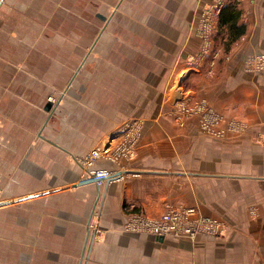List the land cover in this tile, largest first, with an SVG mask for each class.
I'll use <instances>...</instances> for the list:
<instances>
[{"label":"crops","instance_id":"1","mask_svg":"<svg viewBox=\"0 0 264 264\" xmlns=\"http://www.w3.org/2000/svg\"><path fill=\"white\" fill-rule=\"evenodd\" d=\"M211 2L119 0L115 11L127 30L119 32L151 60L99 65L95 75L85 77L80 101L53 107L45 121L38 113H46L45 105L33 107L24 75L17 74L11 88L1 75V164L20 168L12 176L17 186L0 183V264H264V68H246L249 59L264 57V0H228L225 6L234 4L244 34L225 45L223 60L195 58L193 76L181 85L180 95L204 100L242 131L225 140L203 136L197 118L175 120L180 112L166 99L173 76L189 69L188 60L200 53L199 16ZM63 12L68 24L50 25L52 17L35 31L70 34L71 42L72 13ZM99 16H106L95 15L104 23ZM216 22L214 33L225 31L227 41L228 28L220 29L219 15ZM13 32L12 42L29 40L22 41L19 29ZM50 39L41 36L39 42L49 48ZM132 114L147 119L135 156L122 169L105 161L91 169L121 176L80 186L89 174L78 159ZM33 120L34 127H27ZM8 122L15 123L11 132ZM20 145L26 147L20 151ZM183 208L220 220L226 232L159 240L125 230L129 212L154 219Z\"/></svg>","mask_w":264,"mask_h":264},{"label":"rangeland","instance_id":"2","mask_svg":"<svg viewBox=\"0 0 264 264\" xmlns=\"http://www.w3.org/2000/svg\"><path fill=\"white\" fill-rule=\"evenodd\" d=\"M118 1L119 0H1L0 78L2 75L5 82H8L11 88L12 82L13 84L17 83V74H23L24 89L31 92L29 98H31L30 101L33 107H36L38 110L39 108H43L47 102H51L54 108H58L67 101L72 103L79 102L80 96L82 95L81 90L84 88L83 81L85 77H87L88 74L95 75L98 72L99 65L108 64V60H127L129 58H131L129 60H151L149 57H145L143 51H137L136 42H131L128 36H126V33L122 34L123 32H119V29L124 32H127V30H124L126 25L124 19L118 17L119 12L115 11ZM210 4H207L204 8ZM46 7L50 9L47 10L45 9ZM64 9L72 13L71 42L70 34H66L65 36L64 33L35 31L39 29L38 26L44 27V25H49V19L52 17L53 19L50 21V25L55 26V23L59 27L60 25H64L66 21V24H68V19L66 20L61 16V14L64 13ZM56 10L60 12H56ZM113 12L115 16H112ZM96 14L106 16L108 21L104 23L99 21L95 18ZM202 16L203 14L200 13V22L198 24V38L202 46L200 53H198V57L192 56L188 60L190 64H186V68L190 67L189 69L182 72L181 75L178 72V74L173 76L172 82L168 87L166 99L169 98L171 102L170 105H173L175 110L180 112V114L182 113L181 116L177 114L175 120L178 118L181 123L182 120L196 117L198 130L203 136L215 140H225L232 135H236L227 129L228 125L232 122H224L222 116L209 108L204 100H193L189 95H180L183 81L187 80L189 75V77H191L194 74L193 63L195 62V58L197 61L201 55V60H211V58L216 55L217 60H223L226 53H228V49L225 47L227 38L225 31L218 29L217 32L214 33L217 25V17H210V28L207 29L205 33L202 32V35L199 34V29L201 28L203 20ZM109 17L110 20L108 19ZM3 28L5 30H3ZM103 28L104 31L100 39H98L99 42H95L98 33H100ZM11 29L20 30L19 36L22 38V41L23 38H28L29 40L24 41L25 43L23 42V45L12 42L14 39L11 35H16L14 32L9 33ZM41 36L45 38L51 37L49 48L43 47L42 43L39 42ZM70 45L72 46L71 48H69ZM127 52L128 57L126 58ZM24 58H26V60H23ZM84 60L85 62H83ZM75 74L76 77H74ZM72 77H74V79L71 82ZM10 104L15 103L11 102ZM197 105H203L204 112L210 110L221 118L216 126L212 124V122L216 121L210 120L207 122L209 130H203V111L198 112ZM38 113L41 114L40 120L45 121L48 114L42 111ZM12 114L13 113L9 114L10 117L13 116ZM140 115L142 114H132L126 117L117 127L103 135L87 154L78 159L79 164H83L82 166L86 170L88 169L87 174L94 172V170L91 169L98 161H105L122 169L123 163L135 156L136 150L143 140L147 122V119ZM58 117L59 113L56 114L54 120ZM34 123L35 120H33V123L27 124V127H34L36 124ZM14 124L13 122L6 123V130L11 132L12 127L15 126ZM31 128L25 131L26 136L29 133L27 131ZM35 136L36 134L34 137ZM25 147L26 145H20L18 149L21 151ZM94 149L99 150L97 159L90 163H86L85 160L87 155ZM13 166H15V163L11 164L5 161L1 164L0 157V175L2 172L6 175L5 177H0V183L3 179V181H7L5 184L6 186L15 187L18 185L16 178L13 179L12 176L17 174L20 165L18 169ZM4 167H6L5 171ZM103 171L115 174L113 171ZM88 177L89 176L85 178L84 182L88 180ZM105 183L104 181L99 185ZM94 221L95 214H93V220L91 222ZM93 229L94 224L92 223L89 230Z\"/></svg>","mask_w":264,"mask_h":264},{"label":"built area","instance_id":"3","mask_svg":"<svg viewBox=\"0 0 264 264\" xmlns=\"http://www.w3.org/2000/svg\"><path fill=\"white\" fill-rule=\"evenodd\" d=\"M228 0H213V2L203 8L201 13L203 14V20L199 34L205 33L210 28L209 18L218 17L221 9L225 7ZM203 27V28H202ZM246 68L249 71H260L264 68V57H254L246 62ZM198 112H202V128L205 131L209 130L207 124L208 121L215 120L212 122L214 126L221 120L218 115L214 114L210 110L204 112L203 105H197ZM210 113V114H208ZM218 120V121H217ZM231 133L237 134L242 130L234 123H231L227 127ZM99 150H92L86 157L85 162L90 163L95 161L98 157ZM84 162V165H85ZM82 164V163H81ZM83 165V164H82ZM115 174L108 173L103 170L94 171L89 173L88 180L96 179L100 180L97 182V186L104 181L105 178L113 176ZM115 179V178H114ZM130 216L129 222L125 226L126 231L131 232H142L153 237H172V238H188L194 240L199 235L219 237L221 234L226 232V225L218 219L202 216L194 208H183V209H169L160 215L158 218L148 219L140 213H128ZM93 213L90 217V221L87 224L89 229L93 222Z\"/></svg>","mask_w":264,"mask_h":264},{"label":"trees","instance_id":"4","mask_svg":"<svg viewBox=\"0 0 264 264\" xmlns=\"http://www.w3.org/2000/svg\"><path fill=\"white\" fill-rule=\"evenodd\" d=\"M230 3V2H229ZM239 18V12L235 9L233 3L223 7L219 13V27L228 28L229 37L226 41V46L229 47L235 41H237L245 32V27L237 25L236 22Z\"/></svg>","mask_w":264,"mask_h":264},{"label":"water","instance_id":"5","mask_svg":"<svg viewBox=\"0 0 264 264\" xmlns=\"http://www.w3.org/2000/svg\"><path fill=\"white\" fill-rule=\"evenodd\" d=\"M0 3H1V0H0ZM98 18H100L102 21H104V22H107V19L105 18V17H98ZM78 71V70H77ZM76 75V74H75ZM75 75H74V77H75ZM73 77V78H74ZM52 108H53V104L51 103V102H47L46 104H45V106H44V108H43V111L44 112H46V113H51L52 112ZM121 176V173H117V174H115V175H113V176H110V177H108V178H105L104 180H101V181H105L106 183H108V182H110L111 180H113L114 178H118V177H120ZM98 181H100V180H96V179H92V180H89V181H86V182H82L81 184H79L80 186L81 185H86V184H93V183H96L97 184V182ZM92 239H93V236H91V238H90V241H92ZM163 239V237H159V240H162Z\"/></svg>","mask_w":264,"mask_h":264}]
</instances>
